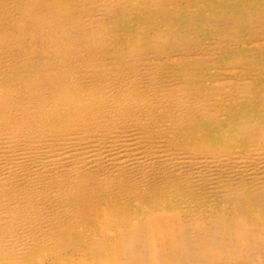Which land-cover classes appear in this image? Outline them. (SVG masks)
<instances>
[{
  "label": "bare ground",
  "instance_id": "6f19581e",
  "mask_svg": "<svg viewBox=\"0 0 264 264\" xmlns=\"http://www.w3.org/2000/svg\"><path fill=\"white\" fill-rule=\"evenodd\" d=\"M186 2L0 0V264H264V122L203 128L260 66L183 79ZM263 11L202 21L233 56Z\"/></svg>",
  "mask_w": 264,
  "mask_h": 264
},
{
  "label": "rangeland",
  "instance_id": "374dc122",
  "mask_svg": "<svg viewBox=\"0 0 264 264\" xmlns=\"http://www.w3.org/2000/svg\"><path fill=\"white\" fill-rule=\"evenodd\" d=\"M190 4H194L195 7H190V5L187 4V2L182 5L183 6V10H185V11H183L184 15H182V16L177 15L178 17L175 16V21L178 23V27H174L173 29H176L174 31H177L179 33L182 31L181 33H183V34H181V35H183L186 40H189V38H190V41H193V42H196V43L198 42L200 45L202 43H204V44L201 45L202 47H204L203 48L205 50L204 52L205 53L208 52V53H212V54L214 53V54L213 55H209V56H205V58H203V60H208L209 59L208 64L205 66L207 68H204V67L203 68L202 67L198 68L197 67L198 61L193 60V59L190 60L189 58H183V59L179 60V63L185 64L184 68H181V66H178V67L181 68L180 70H182L181 74L184 76L183 79L185 78V80H187L188 82L192 81L200 89H204V87L210 88L211 84H212L211 81L213 80V78L218 77L219 78L218 80H220L221 82H223L224 80L226 82L229 81V79L231 78V77H229V76H231V74H230L231 72L229 71L230 68H231L230 65H237L238 68H246L247 64L250 63V65H251L252 63L256 62V64H259V66H260L259 70L257 72H254V74L246 75L243 71H240L241 75L243 74L244 77H245L243 81H239L238 80V82H236L235 78L232 77V79H233L232 83L233 84L241 85L240 87L242 89H246V93L244 94V97H242L240 100H236V98H234L232 96L230 102L229 101L225 102V104H227V105H225L224 102H222V105L220 107V109H221L220 111L221 112H219V114L216 115L215 117L211 118L210 121H206L205 123H203L204 125L203 124L202 125L204 127L199 122H194V124H192V125L188 124V126H187V127L194 128L195 124L197 123L198 124L197 128H199V126L201 125L210 134V136L213 139H215V140H226L227 141L229 139H233V137L235 136V131L239 130L240 127L246 126L247 124H252V123H256V124L260 125L261 122H264V118H263L264 117V100H263L262 96L259 93H257V90H256V93L254 92V90L257 88L258 83L262 84V82H258V80H260V79L263 80L264 79V77H263L264 76V70H263V73H262V69H264V46L261 44L260 41L257 42V40H259V38L260 39L264 38V36H263L264 35V30L261 32V33H263L262 37L261 36L259 37V34H257V32H255L257 30H253L252 35L247 33V32H243V33L238 32V35H235L234 37H232L230 39V42H228L229 45H230L231 42L234 43V41H235V44H233L231 46L233 48L231 50H233V52H235L233 54V56H232V54H230V52L226 48L225 49H220L219 48V46H218L219 43L217 45V41L214 39L215 32H216L217 29H215L213 27H209L208 25H206L205 24V23H207L206 20L202 21V20H204V16L203 15L205 14L206 16H213L219 10L221 11V14L225 13L224 15H229L230 18H238V16H242V15H248V16H251L252 14L256 15L257 13H260L261 10H264L263 9L264 0H253V1L252 0H191ZM196 4H197V7H196ZM187 5H188V7H186ZM210 5H211V7H209ZM235 6H236V8H235ZM202 7H203V12L200 11ZM197 9H199V11L201 13ZM222 9H223V11H222ZM245 10H247V12ZM192 15L194 17H192ZM254 15H252L251 19L253 18ZM179 17H182L183 19L179 18ZM187 17L190 18V19L187 20ZM161 20L162 21H166L165 18H162ZM189 21H190V23H189ZM185 23H187V24L185 25ZM191 24H193V25H191ZM130 26H131V24H129V26L124 27V28L128 29ZM198 27H199V30H198ZM225 28H230V26L225 27ZM217 31H219V30H217ZM132 32L133 31H131V32L127 33V34L121 33V35L123 37H125L126 35H128V34H130ZM240 36H241V38H240ZM202 38H204V39H202ZM250 39H253V40H250ZM239 41H240V43H239ZM255 42H257V44ZM262 43H264V41ZM251 44H254V45L252 46ZM244 46H247V47H244ZM224 54H226V55H224ZM227 58H234V61H230ZM212 59L214 60V62L210 61ZM220 60H221V63H220ZM190 61L193 64H190L191 63ZM249 61H251V62H249ZM184 69H186V70H184ZM213 70H215V71H213ZM190 71H191V73H190ZM246 71L250 73L252 70L247 68ZM214 72H216V73H214ZM221 74H222V76H219ZM195 75H196V77H195ZM220 77H221V79H220ZM194 80H196V81H194ZM241 82H243V83H241ZM201 85H202V87H201ZM253 88H254V90H253ZM248 97L252 98L251 99L252 102L250 101V103H249V100H247ZM237 101H238V104H236ZM257 103L259 104V106L257 105ZM232 107H234V108H232ZM232 109H235V110L233 111ZM240 109H241V111H240ZM253 112H255V114ZM243 117H245V119ZM199 121H201V120H199ZM207 122H209V124ZM216 122H218V123H216ZM233 122H236V123L239 122L238 124H240V125H237V127H235L236 125H233ZM212 124H214V125H212ZM192 126H194V127H192ZM213 126H214L215 129L213 128ZM233 126L235 127V130H233ZM229 130H231V131L229 132ZM213 133H215V134H213Z\"/></svg>",
  "mask_w": 264,
  "mask_h": 264
}]
</instances>
